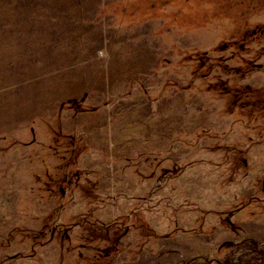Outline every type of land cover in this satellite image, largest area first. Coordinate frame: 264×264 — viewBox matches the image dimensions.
<instances>
[{"label":"rangeland","instance_id":"374dc122","mask_svg":"<svg viewBox=\"0 0 264 264\" xmlns=\"http://www.w3.org/2000/svg\"><path fill=\"white\" fill-rule=\"evenodd\" d=\"M0 264H264V0H0Z\"/></svg>","mask_w":264,"mask_h":264},{"label":"crops","instance_id":"0c3cea01","mask_svg":"<svg viewBox=\"0 0 264 264\" xmlns=\"http://www.w3.org/2000/svg\"><path fill=\"white\" fill-rule=\"evenodd\" d=\"M189 247H190L191 249H196V245H195V244H189Z\"/></svg>","mask_w":264,"mask_h":264},{"label":"bare ground","instance_id":"6f19581e","mask_svg":"<svg viewBox=\"0 0 264 264\" xmlns=\"http://www.w3.org/2000/svg\"><path fill=\"white\" fill-rule=\"evenodd\" d=\"M172 115V114H171ZM119 132V131H118ZM4 209H7V205H4Z\"/></svg>","mask_w":264,"mask_h":264}]
</instances>
